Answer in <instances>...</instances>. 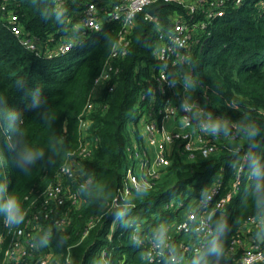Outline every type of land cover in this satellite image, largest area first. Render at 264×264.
Segmentation results:
<instances>
[{"label": "trees", "instance_id": "1", "mask_svg": "<svg viewBox=\"0 0 264 264\" xmlns=\"http://www.w3.org/2000/svg\"><path fill=\"white\" fill-rule=\"evenodd\" d=\"M6 5L18 12L24 31L50 49L72 33L80 7L67 1L61 10L57 0H8ZM146 12L137 17L130 51L115 62L116 85L102 91L89 116L87 133L93 148L80 165L92 181L82 190L84 203L71 209L66 228L43 230V248L67 252L71 247L72 264H100L102 250L109 264H145V235L161 237L166 232L173 235L180 264H241L242 248L229 252L233 241L251 218H264V0L231 4L225 16L210 22L192 59L197 93L208 95L204 105L222 128L229 127L230 135L219 139L217 152L195 160L177 145L171 163L152 179V186L132 188L124 198L132 144L128 124H137L143 114L140 92L152 81L148 66L156 64L158 26L170 28L173 15L186 13L187 8L179 2L164 3L158 9V23L146 19ZM117 35V26L110 25L80 57L77 46L62 55L42 56L22 45L0 13V231L7 201H16L20 216L26 196L53 180L78 151L80 115ZM134 133L142 138L139 128ZM245 152L250 167L225 215L214 214L212 240L198 254H183L178 246L184 237L167 226L184 217L181 209L201 199L216 178L228 182ZM25 153L32 159L23 160ZM88 226L89 233L82 238ZM213 242L222 248L221 255L210 253ZM260 244L264 246V240ZM159 264H171L169 256Z\"/></svg>", "mask_w": 264, "mask_h": 264}, {"label": "built area", "instance_id": "2", "mask_svg": "<svg viewBox=\"0 0 264 264\" xmlns=\"http://www.w3.org/2000/svg\"><path fill=\"white\" fill-rule=\"evenodd\" d=\"M7 1L0 2V13L6 17L8 27L19 37L22 45L37 55L54 57L65 54L110 25L117 26L118 35L110 57L95 78L86 108L80 115L82 135L78 151L70 155L71 158L61 166L53 180L43 187H35L26 196L27 205L20 215L23 219L19 223L9 222L6 214L0 231V264H72L71 247L67 252L52 248L44 250L42 233L47 227L66 228L70 223L71 209L84 203L82 190L92 181L80 165V160L90 155L93 148L87 133L91 124L89 116L98 106L102 91L116 85L119 69L115 62L125 57L132 47L138 15L147 10L146 19L158 23V11L155 16L149 14L152 7L179 2L187 8L186 13L173 15L170 28L158 26L154 47L156 64L148 66L152 81L140 92L145 111L141 116L144 118V131L154 152H149V147L137 141L128 146L130 162L125 170L124 198L131 195L132 188L152 186V179L171 163V147L178 145L191 160L217 152L221 133L203 103L208 95L201 97L197 93L198 87L192 88V82H195L192 59L210 22L225 16L231 4L241 6L247 0H57V7L61 10L67 1L77 2L80 7L75 10L78 21L73 23L72 33L63 36L52 49L45 48L42 39L24 31L18 12L11 10L6 5ZM189 95H194L193 100L188 99ZM248 160L249 153L245 152L228 182L222 177L216 178L184 217L167 226L175 235L184 237L178 246L183 254H198L212 240L215 232L213 216L216 212L223 213L230 200L238 194L243 173L250 167ZM135 161H139L140 173L136 171ZM260 226L263 231L257 232ZM89 229L90 226L84 230L82 238L87 236ZM260 233L264 240L262 217L251 218L242 228L229 251L235 253L239 247L242 248L239 263L264 264V246L257 239ZM250 234L251 241L248 239ZM172 236L166 232L161 237L158 234L145 235V264H159L166 255L171 264L182 262L181 255L173 249ZM106 253L102 250L100 264H109Z\"/></svg>", "mask_w": 264, "mask_h": 264}, {"label": "rangeland", "instance_id": "3", "mask_svg": "<svg viewBox=\"0 0 264 264\" xmlns=\"http://www.w3.org/2000/svg\"><path fill=\"white\" fill-rule=\"evenodd\" d=\"M103 33H104V31H101V32H99L98 34H96L95 36H93V37H90L89 38V40L87 41V42H85V43H83V44H81L79 47H77V54L79 55V57L84 53V51L86 50V48H89L90 46H91V44H92V42L95 40V39H98L99 37H101L102 35H103ZM56 46V45H55ZM196 81L193 83L192 82V88H196ZM193 97H194V95H189V97H188V99H190V100H193ZM205 104V103H204ZM141 111L144 113L145 111L144 110H142L141 109ZM212 121V120H211ZM179 122V121H178ZM214 124H216L217 125V128H218V130H219V132L220 133H222V135H221V139L223 138H225V137H228V135H230V132H229V127H227V126H225V127H223L222 128V125H220V124H217L215 121H212ZM211 122V123H212ZM169 125V124H168ZM136 128H139L140 129V131L142 132H144L143 134H145V137L147 136V132L146 131H144V129H145V126H144V118L143 117H141L140 119H139V121H138V123L137 124H135L134 122H129V124H128V130H129V135H130V137H131V142H132V144H135V133H134V131L136 130ZM138 142V141H137ZM139 143V142H138ZM172 150H173V148L171 147L170 149H169V151H171L172 152ZM149 152H151V153H153L154 152V147H152V146H149ZM172 154V153H171ZM240 163V160H239V162H238V164ZM237 164V165H238ZM135 167H136V171L138 172V173H140L141 172V169H140V165H139V161H135ZM234 170H237V169H235V167L233 168V171ZM160 172H161V170H160ZM177 203V199H174V200H172V204H176ZM180 205V204H179ZM189 208H190V206L189 205H187L186 207H183L182 209H181V215H184L185 213H187L188 212V210H189ZM117 221H115L114 223H116Z\"/></svg>", "mask_w": 264, "mask_h": 264}, {"label": "clouds", "instance_id": "4", "mask_svg": "<svg viewBox=\"0 0 264 264\" xmlns=\"http://www.w3.org/2000/svg\"><path fill=\"white\" fill-rule=\"evenodd\" d=\"M32 156L30 153H25L23 156V160H31ZM4 209L7 212V219L9 222H16L19 223L20 220L23 219L22 216H19V208L15 200H8L7 203L4 205ZM210 253L216 256L222 254V248L219 246L218 243L213 242L212 247L209 249Z\"/></svg>", "mask_w": 264, "mask_h": 264}, {"label": "water", "instance_id": "5", "mask_svg": "<svg viewBox=\"0 0 264 264\" xmlns=\"http://www.w3.org/2000/svg\"><path fill=\"white\" fill-rule=\"evenodd\" d=\"M163 5H164V4H158V5L154 6V7H152V8L149 10V14L155 16V15L157 14L158 9H160ZM222 215H225V212H223ZM257 239H258L259 241H262V240H263V234H261V233L258 234V235H257Z\"/></svg>", "mask_w": 264, "mask_h": 264}, {"label": "crops", "instance_id": "6", "mask_svg": "<svg viewBox=\"0 0 264 264\" xmlns=\"http://www.w3.org/2000/svg\"><path fill=\"white\" fill-rule=\"evenodd\" d=\"M215 121V120H214ZM217 124H219L218 121H215ZM142 138H140L139 140L137 138H135V141H138L141 145H146V147H149V143H148V138L145 137V135L143 134L144 132L142 131ZM153 147V146H152ZM249 241L252 240V235L250 234L248 237Z\"/></svg>", "mask_w": 264, "mask_h": 264}]
</instances>
